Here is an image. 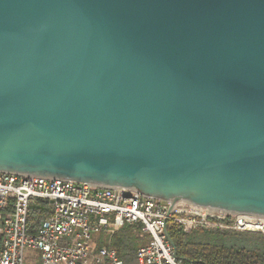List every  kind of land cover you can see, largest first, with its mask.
Listing matches in <instances>:
<instances>
[{"label":"water","instance_id":"1","mask_svg":"<svg viewBox=\"0 0 264 264\" xmlns=\"http://www.w3.org/2000/svg\"><path fill=\"white\" fill-rule=\"evenodd\" d=\"M0 172L264 219V0H0Z\"/></svg>","mask_w":264,"mask_h":264},{"label":"built area","instance_id":"2","mask_svg":"<svg viewBox=\"0 0 264 264\" xmlns=\"http://www.w3.org/2000/svg\"><path fill=\"white\" fill-rule=\"evenodd\" d=\"M82 182L0 172V264H123L110 244L122 227L138 226L137 264H189L176 254L168 229L208 227L264 235V219L170 204ZM49 213L28 230L29 207ZM107 237V245L101 239ZM103 239V240H104Z\"/></svg>","mask_w":264,"mask_h":264},{"label":"trees","instance_id":"3","mask_svg":"<svg viewBox=\"0 0 264 264\" xmlns=\"http://www.w3.org/2000/svg\"><path fill=\"white\" fill-rule=\"evenodd\" d=\"M47 203H32L29 207L28 230L35 232L49 213ZM176 254L189 264H264V235L258 233L219 230L208 227L183 233L169 228ZM253 242V247L239 246V241ZM144 241L138 226L126 225L115 232L110 244L117 250L123 264H137L135 253Z\"/></svg>","mask_w":264,"mask_h":264},{"label":"rangeland","instance_id":"4","mask_svg":"<svg viewBox=\"0 0 264 264\" xmlns=\"http://www.w3.org/2000/svg\"><path fill=\"white\" fill-rule=\"evenodd\" d=\"M198 230V229H197ZM196 231V230H195ZM239 246H245L246 248H251V247H253V242H250V241H239L238 243H237ZM263 250H264V248H263Z\"/></svg>","mask_w":264,"mask_h":264},{"label":"crops","instance_id":"5","mask_svg":"<svg viewBox=\"0 0 264 264\" xmlns=\"http://www.w3.org/2000/svg\"><path fill=\"white\" fill-rule=\"evenodd\" d=\"M104 237H105V236H104ZM103 239H104V238L101 239V242H100V243H101V244H104V245H107V243H108L109 240H107V237H105L104 240H103Z\"/></svg>","mask_w":264,"mask_h":264}]
</instances>
